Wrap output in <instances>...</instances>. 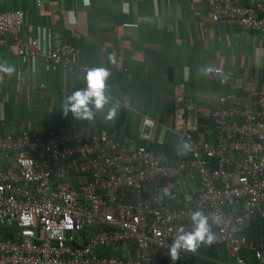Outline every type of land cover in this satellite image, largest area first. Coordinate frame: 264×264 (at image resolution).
I'll return each mask as SVG.
<instances>
[{"label": "built area", "instance_id": "1", "mask_svg": "<svg viewBox=\"0 0 264 264\" xmlns=\"http://www.w3.org/2000/svg\"><path fill=\"white\" fill-rule=\"evenodd\" d=\"M47 1L36 3L41 8ZM205 3L212 23L264 36V0ZM24 22L21 10L0 12V48L11 36L20 58L87 70L77 63L73 43L82 34L72 31V40L60 46L48 35L40 50L21 37ZM203 73L209 83L234 85L247 106L233 93L220 95L211 114V142L200 134L197 102L186 84H177L171 132L188 159L130 149L107 133L0 132V264H154L155 257L173 264L168 248L194 230L197 211L213 235L211 244L199 245L224 247L238 264H245L242 251H252L264 263L262 247L245 234L247 219L264 217V84L245 86L221 68ZM156 126L145 118L141 141L152 140ZM182 176L198 181L200 189L190 206L170 209V196L158 190ZM178 255L174 264H192L191 252Z\"/></svg>", "mask_w": 264, "mask_h": 264}, {"label": "crops", "instance_id": "2", "mask_svg": "<svg viewBox=\"0 0 264 264\" xmlns=\"http://www.w3.org/2000/svg\"><path fill=\"white\" fill-rule=\"evenodd\" d=\"M16 10L25 14L21 37L40 50L46 49L48 35L54 46H60L72 40V31L82 34L73 43L79 50L77 63L87 70L20 58L7 36L0 65L14 71L0 73L4 135L46 134L52 129L81 130L88 136L100 132L130 149L142 146L158 156L183 160L189 154L179 150L178 137L171 132L177 84H186L187 94L197 102L200 134L211 142H215L211 114L220 95H237L241 107L247 102L234 85L209 83L204 69L221 68L249 87L264 84V36L212 23L205 17V0H48L41 8L36 0H0V12ZM96 68L109 73L104 106L97 110L88 105L91 120L76 119L71 112L64 115L67 97L85 90V74ZM113 108L115 116L108 119ZM145 118L157 124L150 141L140 139ZM199 189L198 181L182 176L162 183L158 192L162 197L168 194L170 209H176L179 203L190 206ZM147 192H152L150 187ZM245 234L264 251V217L247 219ZM240 256L245 264H264L252 251L244 250ZM187 262L238 264L224 247L207 245H198ZM154 264L163 262L155 257Z\"/></svg>", "mask_w": 264, "mask_h": 264}, {"label": "clouds", "instance_id": "3", "mask_svg": "<svg viewBox=\"0 0 264 264\" xmlns=\"http://www.w3.org/2000/svg\"><path fill=\"white\" fill-rule=\"evenodd\" d=\"M14 71L12 67H5L0 65V73L11 74ZM109 73L103 68L91 69L85 74L86 89L77 90L71 96L67 97L63 114L67 115L72 113L76 119L91 120L93 113L89 109L88 105L92 104L95 109H101L106 100L103 94L104 81L108 77ZM115 116V109H111L108 114V119H112ZM192 222L195 228L192 232L178 235L168 248V256L173 264L180 257L178 253L180 251L194 252L198 245L203 242L205 244H211L213 242V235L209 231L207 224V218L200 212H194L192 214Z\"/></svg>", "mask_w": 264, "mask_h": 264}]
</instances>
